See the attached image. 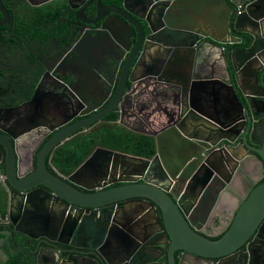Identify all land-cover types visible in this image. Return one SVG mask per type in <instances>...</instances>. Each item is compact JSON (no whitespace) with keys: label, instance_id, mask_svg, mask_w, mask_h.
Segmentation results:
<instances>
[{"label":"water","instance_id":"obj_1","mask_svg":"<svg viewBox=\"0 0 264 264\" xmlns=\"http://www.w3.org/2000/svg\"><path fill=\"white\" fill-rule=\"evenodd\" d=\"M101 5L99 2L97 6L99 18H103L110 12L112 15L109 16L112 18L107 15L101 23V30L93 32L94 38L90 34L84 42L77 45L75 49L78 50V57L73 55L70 59L63 58L61 65L78 62V67L87 69V64L90 63L98 69L94 63L100 55H95L94 52L97 46H104L107 39L111 41L107 36L109 31L115 37L111 41L113 43L109 45L114 47L119 44L125 51L130 50L129 57L132 55V58L130 62L125 61L117 90L103 109L99 110L103 100L96 101L94 95L90 98L85 97L86 93L80 88V94L76 93L82 102L80 106L90 103L80 114L93 113L84 118L81 124L74 122L72 124L74 126L68 131L72 132L105 118L116 106L120 89L122 90L125 86L128 73L130 81L135 79L146 81L152 77L157 81H165L166 76L171 77L175 80L172 83L180 86L176 88H179L182 95H186L190 92L192 94L200 84L209 85L213 81V76H209L208 73L214 72L215 61H217L222 64L221 70L224 74V77L219 78V82L225 87H230L232 93V101L226 115L228 123L219 125L229 132L235 131V137L245 133L246 136L243 135L241 139L246 143L244 147L250 149L246 153L252 158H244L241 153L243 149L239 147L218 149L209 154L204 153L201 157L202 149L199 153L196 151L192 156H188L187 148L205 146L210 140V137L203 136L200 126L193 120V114L197 110L191 109L190 116H181L180 121L176 123L177 128L172 130L171 126L161 131L157 136L158 141L154 137V141H157L156 149L159 154L157 157L161 165L153 161V157H132L110 148L95 147L86 154L71 177L62 174L59 177L50 173L45 166V156L52 147H42L40 152L34 153L37 148L34 145L41 133L47 134L76 115V113L70 115V109L67 107L62 108V112L59 113L57 108L60 104L57 103L50 110L51 112L40 115L42 117L40 122L39 114L32 115L34 119L27 122L29 131L27 134L16 136L4 129L5 135L0 132V144L5 152V178L17 192L16 194L22 197L23 206L26 204L24 209H20L21 199L17 203L18 209L23 213L15 230L33 239L44 236L49 240L56 239L61 243H67L68 237L75 235L74 230H78L81 226V223H74L60 216L49 218L47 203L35 193L34 187L37 185L45 187L46 191L58 200L73 204L80 213L92 209L93 217L95 211L99 212L112 203H126L128 209L130 204L135 202L134 198L143 197L146 200L139 199L135 213L142 215L147 209L145 213L149 214L148 220L142 224L138 220L132 223L134 217L130 214L126 215V223L111 220L107 226L104 225L100 235L106 239L114 228L119 232L117 244L115 242L108 247L101 244L102 241L97 242L91 248L90 253L94 255V258H90L89 264H158V258L140 249L136 251L134 246L121 243L126 238L133 240L136 244L142 242V239L150 238L151 232L147 229L151 228L153 217L162 230V224L156 216V207L161 212L166 235L172 238V248L182 249L197 259L220 258L217 262L211 260L212 264H250L251 260L254 261L253 256L259 260L264 254V238L260 236L264 227V0H122V8L108 6L105 7V11ZM138 20L144 21L148 31L146 36ZM115 32L122 33L123 39L127 41L126 45L120 44L122 42ZM202 36L208 38L205 40L208 45L206 48L202 43L195 46ZM209 46L217 50L211 51ZM170 49L172 55L168 54ZM196 53H201V58L197 61L194 58ZM135 55L138 57L133 64ZM96 61L101 64L103 59L99 58ZM199 62L200 64L197 65ZM200 70L203 71L200 72ZM197 73L201 75H196ZM48 102L49 100L46 101ZM33 105L35 108H40V101L35 98ZM190 108H194L192 104ZM187 118L190 119V123ZM54 120L60 123H50ZM188 124H190L191 133L185 129ZM235 137L230 138L224 132L221 135H215L216 141H212L213 143L208 142L212 145L223 139L233 143ZM54 138L55 141L61 139L56 135ZM159 138L162 139L161 143H166L167 146L164 147L167 148L166 153H168L165 157L160 155ZM208 147L209 145L206 148ZM169 150L170 152L174 150L171 156H169ZM2 155L0 149V159ZM195 157L198 159L193 161ZM200 159L203 161L201 162ZM226 161L232 162L237 178H233L232 172L226 170ZM236 162L239 163L238 168H236ZM119 163H122V166ZM262 169L263 181L256 185L250 183L251 170L259 172ZM148 170L154 171L159 178L164 176L166 181L174 174H178L181 182L189 179L190 188L186 192L194 194L191 199H196L202 192L194 209L186 210L182 204V197L169 191L164 180L163 182H161L162 179L149 181L146 178ZM118 171L121 176H125L117 178ZM131 171L132 175L142 181L136 182L134 176L129 177ZM213 171L219 172L222 178L214 175L211 178ZM79 174L82 176L81 180L73 179ZM66 178L67 181L64 180ZM215 180L219 182H214ZM116 181H132V183L95 189ZM214 183H218L216 188L213 187ZM74 185L87 191H82ZM193 186L195 190L191 189ZM243 186L248 188L244 195L240 191ZM226 187L231 196L230 199L236 200L238 205L224 233L217 239H211L199 232L201 228L196 223L203 222V217L214 207L219 196L218 192ZM22 191L25 193H20ZM221 213L224 215L223 211ZM21 224L24 227L19 226ZM92 226H94L93 232L96 233L95 225L89 223L85 224V231L90 232ZM48 230L60 232L59 234L65 235L66 239L49 236ZM139 231L143 233L142 238L137 234ZM55 251L54 254L43 255L45 264H57L58 261L59 264H69L70 257L64 259L57 250ZM230 257H234L233 262L227 261ZM36 259L37 264H41L42 254L36 255ZM169 262L167 264H176L172 257ZM0 264H2L1 261Z\"/></svg>","mask_w":264,"mask_h":264},{"label":"flooded vegetation","instance_id":"obj_2","mask_svg":"<svg viewBox=\"0 0 264 264\" xmlns=\"http://www.w3.org/2000/svg\"><path fill=\"white\" fill-rule=\"evenodd\" d=\"M99 2L104 5V7L101 5L104 11L106 10L105 7H121L122 5V0H0V132L5 135L4 129L16 136L17 134L19 136L27 134L29 132L27 122H30V119H34L32 115L35 113L39 114L40 122L42 121L40 115L44 112L46 114L49 113L57 103L60 104L57 108L59 113L62 112L61 109L64 107L70 109V115L76 113L69 121L49 131L50 133H41L37 143L34 145V147H37L35 154L40 152L42 147H52L45 156V166L50 173L59 177L60 174L71 177L81 164L82 159L95 147L110 148L124 152L132 157L144 156L138 152V147H148L145 145V139L152 141L153 152L150 156L144 157H153L152 160L160 164V159L157 157L159 156L158 149H156L158 147L157 136L161 131L171 126L173 130L176 127V123L180 121L181 116H190L189 111L191 109L197 110L193 114V120L196 125L200 126L203 136L205 138L210 137L209 142L216 141L215 135H221L224 132L230 138H234L236 135L235 131L229 132L219 125L220 123H228L226 115L232 101V93L230 87H225L219 82V78L224 77V74L221 70L222 64L217 61H215L214 72L208 73L209 76H213V81L209 85L200 84L194 89L195 91L192 94L190 92L186 95H182L181 91H179L180 86L174 85L172 81L175 80H172L173 78L171 77L166 76L164 78L166 79L165 81H157L153 77L146 81L138 79L130 81V74L128 73L125 86L122 90L120 89L116 106L105 118L82 126L72 132L68 131L72 129L74 122L81 124L84 122V118L89 117L93 113L80 114L90 104L88 102L83 104L84 106H80L82 102L76 94H80V88L86 93L85 97L90 98L91 95H94L96 96V101L103 100L99 110L103 109L117 90L120 77L123 75L125 61L130 62L132 58V55L129 57L130 50L125 51L119 44L114 47L109 45L115 39L109 31L107 36L110 37L111 41L107 39L105 47L100 44L102 47L97 46L94 52L95 55H100V59H103L101 64L96 61L99 58L95 59L94 64L98 66L99 70L92 64L90 65V63L87 64V69L82 66L78 67V62L61 65L60 62L63 58L70 59L73 55L78 57V50L75 49L77 45L84 42L90 34L94 38L93 32L101 30L103 19L107 15H112L110 12L103 18H99L97 12ZM138 21L141 23V28L146 36L148 31L144 21ZM116 23L119 24L118 21ZM202 28L205 30L204 27ZM115 33L122 42L120 44L126 45L127 41L123 39L122 33ZM207 39V37L202 36L195 46L202 43L205 48L206 46L208 47L205 43ZM106 47L108 48L106 49ZM209 48L211 51L217 50L213 46H209ZM168 54H171V49ZM137 57L135 55L133 58V64ZM171 58L174 59V57ZM194 58H196V61L200 59L201 53H196ZM199 64L200 62L197 63V65ZM202 71L200 70V72ZM196 75L200 76L201 73ZM231 80L233 82L232 77ZM232 85L234 84L232 83ZM178 86L179 88H176ZM35 98L40 101V108L34 107L33 101ZM47 100H49L48 103H46ZM190 104L194 108H190ZM151 106H153L154 110H157L154 112L159 116L157 124L152 126L148 124L147 119L144 117V115L149 116ZM121 115L122 117L120 118ZM187 120L190 123V119L187 118ZM44 122H46L45 118ZM50 123L58 124L60 122L54 120L50 121ZM189 125L185 129L191 133ZM55 135L60 136L61 139L55 141ZM243 135L246 136L245 133ZM243 135L236 136L233 143L221 139L211 145L207 141L205 146L201 147L198 145L199 147L187 148L186 154L192 156L196 151L199 153L203 149L201 153V157H203L204 153L209 154L218 149L239 147V149H243L241 153L244 158H252L246 153L250 149L244 147L246 143L241 139ZM154 137L157 138V141H154ZM10 141L13 142V140ZM159 141L161 147L160 155L165 157L168 154L166 153L167 148H164L167 147L166 143H161V138H159ZM207 145H209L208 148H206ZM123 147L125 149H122ZM0 149L3 153L0 159V189L5 192L6 205L4 217H0V261L2 263L7 258L6 247L9 246V249L11 247L12 250L22 251L28 258V264H37L36 255L40 253L43 259L42 263L45 264L43 255H46V253L54 254L55 250L64 259L70 257L69 264H89L90 258H94V255L90 253L91 248L97 242L102 241L101 244L109 247L118 241L119 232L114 228L111 229L109 237L106 239L103 235H100L104 225L107 226L111 220L126 223V215L130 214L134 217L132 223L138 220L142 224L145 220H148L147 216L149 214L145 213L147 209L142 214L144 216L135 213L139 205V199H145L143 197L134 198L135 202L130 204L128 209V204L126 205V203H112L110 206L103 207L99 212L95 211L93 217L92 209L80 213L73 204L58 200L56 197L51 196L45 187L37 185L34 187L36 189L35 193L47 203L49 218L60 216L74 221V223H81V226L78 230H74L76 232L75 235L68 237L67 243H61L56 239L49 240L44 236H40L38 239L30 238L15 230L23 213L20 209H24L26 204L23 206L22 197L16 194L17 192L12 189L5 178V152L1 144ZM75 153H80L82 156L72 166L71 163L76 161ZM172 153H174V150L170 152L169 156ZM252 153L254 152L252 151ZM196 159L198 158L195 157L193 161H196ZM201 159L200 161L202 162L203 160ZM236 163V168H238L239 163ZM119 165L122 166V163H119ZM225 166L227 171L232 172L233 178H237L232 162L226 161ZM28 169L26 170L28 171ZM118 172L117 178L125 176H121L120 171ZM262 172L263 169L259 170V172L251 170L249 182L253 183V185L262 182ZM146 174V178L149 181L162 179L161 182H163L164 180L169 191L180 198L182 197V204L186 210L188 208L194 209L196 201L202 192L199 193L196 199H191L194 194L186 192L190 188L189 179L181 182L178 174H174L172 177L167 178L168 180L166 181L164 176L159 178L158 174H155L152 170H148ZM211 175V178L213 175L222 178L217 171H213ZM133 176L135 177L134 181H142L132 174L129 177L132 178ZM80 178L82 179V176L79 174L78 177L75 176L73 179L81 180ZM64 180L67 181V178ZM214 182L219 181L215 180ZM125 183H132V181H116L113 184H106L95 189H105ZM74 186L82 191H87L82 187ZM217 186L218 183L213 184V187L216 188ZM191 189L195 190L196 188L193 186ZM92 190L94 191V189ZM240 191L244 195L247 193L248 188L243 186ZM20 193L24 194L25 192L22 191ZM218 195L214 203V209L212 208L206 213V216L203 217V222L196 223L201 228L199 232L211 239H217L224 233L228 221L235 214L234 211L238 205L236 200L230 199L231 196L228 194L227 187L221 189ZM20 199L22 207L18 209L17 203ZM222 211L224 215H222ZM156 216L162 224V230L158 227L153 217L151 219V228L147 229V231L151 232L150 238L142 239V242L138 244L126 238L121 243L134 246L136 251L140 249L154 258H158V264H161L160 262L164 264L170 263V257L176 264L179 262L180 264H212L211 260L219 261L220 258L210 260L197 259L182 249L172 248V238L166 235L164 231L161 212L157 207ZM86 223L94 224L97 232H93L94 226H92L90 232L85 231L86 228L84 226ZM19 226L24 227L23 224ZM141 231L137 234L142 238L143 233ZM59 233L48 230L49 236L52 235L57 239L61 237L65 240L66 236ZM260 236L264 238V227ZM250 246L252 248V245ZM251 253L253 254V252ZM253 259L254 261L252 262L251 260L250 264H264V254L259 260L255 259L254 256ZM227 261L233 262L234 257L228 258ZM57 264H59V261Z\"/></svg>","mask_w":264,"mask_h":264},{"label":"trees","instance_id":"obj_3","mask_svg":"<svg viewBox=\"0 0 264 264\" xmlns=\"http://www.w3.org/2000/svg\"><path fill=\"white\" fill-rule=\"evenodd\" d=\"M152 107L153 106L150 107L149 116L144 115V117L147 119V122L150 126L156 125L158 122V118H159V116L154 112L157 110H154ZM145 145L148 147H138V152L144 156H150L151 153L153 152L152 141L150 139H145ZM122 149H125V148L123 147ZM74 155H76L75 156L76 161L71 163L72 166L76 164V162L79 161L82 156L80 153H75ZM5 211H6L5 192L0 189V217H4ZM6 255H7V258L2 264H28V258L25 254L22 253V251L12 250L11 247L9 249V246H8L6 247Z\"/></svg>","mask_w":264,"mask_h":264}]
</instances>
